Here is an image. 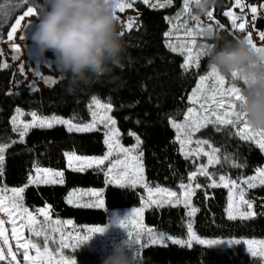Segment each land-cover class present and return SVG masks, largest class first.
Returning <instances> with one entry per match:
<instances>
[{
  "label": "trees",
  "instance_id": "obj_1",
  "mask_svg": "<svg viewBox=\"0 0 264 264\" xmlns=\"http://www.w3.org/2000/svg\"><path fill=\"white\" fill-rule=\"evenodd\" d=\"M3 2L4 0H0V3ZM181 2L182 0H173L171 6L153 8L137 1L138 23L131 30H125L123 35L125 51L122 67H114L109 75L91 86H81L74 95L66 92L67 80L62 78L54 63L51 68L40 65V72L43 76L55 78L56 83H52L49 88L35 90L22 86L11 91L14 67L9 65L7 68H0V142H10L16 136V132L12 130L11 116L17 106L34 109L41 114L57 113L84 120L88 117V102L96 95L113 105L112 113L123 138L127 137L130 130L140 136L147 183L177 187L187 179L192 166L179 151L175 130L170 125L169 118L176 119L182 115L187 105V93L198 73L194 68L185 72L181 68L182 56L166 46L168 16ZM232 5L233 0H218L213 9L219 36L229 40L244 38V33L233 29L230 18L224 15L225 9ZM27 6H35L36 14L40 17L46 0H31V4ZM27 6L17 7L13 16L0 22V43L7 38L14 16L26 10ZM233 8L242 16L243 12L239 7L234 5ZM254 25L263 30L264 17H257ZM211 42L213 45L218 43L216 35L211 38ZM20 76L17 73L16 79L19 80ZM220 128V131L210 128L200 131V134L208 136L221 150L220 169L248 172L264 161V153L255 143L241 140L238 135L233 134L236 130L231 126ZM67 151L102 154L105 151L103 132H70L62 125L31 128L24 143L17 142L6 149L0 185H22L27 181L28 172L33 165L61 168L63 184L28 185L23 192V200L30 208L48 203L53 215L72 219L76 223H103L107 219L108 209L139 203L143 187L106 184L105 174L100 167L88 168L83 172L73 171L65 164ZM225 152L236 157L243 167H231L224 163ZM75 186L104 187L105 208L67 204L65 195ZM249 196L255 202L254 218L230 220L225 213L227 191L224 187L205 185L196 189L192 202L199 211L193 217L194 230L200 235L212 237H264V186L251 189ZM186 217V209L182 205H154L144 212L146 224L163 228L171 234L185 231ZM66 254L75 257L76 264H101L102 254L85 245L66 250ZM140 261L143 264H261L258 257H253L245 250L243 243L226 248L194 244L191 249L172 243H167L166 246L152 244L143 247Z\"/></svg>",
  "mask_w": 264,
  "mask_h": 264
},
{
  "label": "snow or ice",
  "instance_id": "obj_2",
  "mask_svg": "<svg viewBox=\"0 0 264 264\" xmlns=\"http://www.w3.org/2000/svg\"><path fill=\"white\" fill-rule=\"evenodd\" d=\"M135 0H119L118 12H124L125 8H131ZM143 2L149 7L164 8L171 6L173 0H156V3H150V0H143ZM190 0H184V10L187 12ZM31 0H4L0 3V22L5 18L14 15V10L17 7L23 8L30 5ZM236 7H240L243 10L245 5L243 0H236ZM253 14V20L256 19V13L258 11L257 6L247 5ZM261 9H264V4L260 5ZM37 13L35 6H27L26 10L22 11L19 15L14 16V22L10 26V30L7 33V39L9 41L14 40L15 33L20 30L22 23L27 17H31ZM225 16L230 18L233 29H238L240 32L245 31V22L237 23L238 20L243 21L242 16H236L232 11H226ZM212 18V11L207 15ZM120 21V17L118 16ZM171 22V21H170ZM196 27H188L183 25L185 35L187 37H194L198 32L201 35H207L209 32H213L211 25L205 27L201 25L196 18ZM133 26V18H129L126 26L121 30V35H124L125 30H131ZM25 27H31L29 22ZM181 25H174V29L179 31ZM223 28V25H220ZM165 36H172V32L165 33ZM26 34L22 35L20 39H25ZM247 38L249 44L259 53L264 54V46L258 47L252 39V34L248 33ZM259 38L264 41V32L259 33ZM179 43L168 42L167 47L170 51L178 53L183 59L181 68L186 72L190 68H199L200 59L202 56H207V45H202L199 48L196 47V40L189 39L182 41L177 38ZM14 52L18 53L20 46L18 44L11 45ZM17 58V57H14ZM9 65L6 63L0 64V68H7ZM52 67V65H48ZM21 72H23V66L21 65ZM246 82L242 80L238 73H232L230 75L222 74L215 67L210 66V72L207 75H201L196 87L192 90L191 96H189V102L198 107H189L187 114L184 116L183 122H177L176 120L169 118L170 125L176 130V141L180 144V151L184 155L185 159L190 157H196L197 159L203 155L207 157L206 164L198 165L196 171L189 173L188 183L183 181L179 184L180 194L176 191H172L168 188L156 186L150 187L144 180L143 176V164H142V151H139L142 143L141 138L135 132H129L130 136L135 138V145L130 148L123 146L119 141V130L115 127L116 121L111 116L100 117L97 119V113L92 112V121L90 123H73L72 120H66L59 117L42 118L38 117L36 112H32V121L24 122L19 120L20 116L24 113L17 108L16 114L11 118L12 130L19 135L18 141H10L9 143L0 142V175H2V165L5 160V151L14 143H24L25 137L29 130L33 127H47L51 128L54 124L67 125L68 131L76 132H88L95 131L97 124H103L105 131V144L108 147V151L102 157H79L75 153H65L69 159V167H72L71 161L76 160L79 162L78 167H73V171L83 172L88 168L104 165L108 162L106 169V176L108 177L107 183L117 184L120 187L129 186L135 188L137 186L143 187L148 192L147 200L144 201L145 207L156 205L162 207L165 204L173 207L182 205L188 209L187 224H186V239L174 238L171 235L166 236L163 232H154L153 229L146 226H142L139 222V216L144 211V207L133 209L123 219H118L117 223L120 228L126 231V235L131 245L132 254L134 259L138 262L140 257V249L146 247L147 244H160L166 246V241H171L174 245L186 246L191 249L194 244L206 245L211 248L218 245H236L246 243L248 245V251L253 257L259 256L264 259V241H241L239 239H205L201 238L194 230L193 217L199 211L191 203V197L195 195V190L202 188L199 183H193L196 180L197 175L207 177L211 183L208 187H224L229 189L228 207L226 209L228 219L234 220L252 219L256 215L254 211V201L246 199V189H253L258 186H264V167H258L255 169V175L244 178L237 182L231 179L227 175H219L217 180V174L208 171L210 166L220 165L222 158L220 155V149L212 147L208 140H195L192 136L194 132L199 131L201 128L211 124L217 126L216 130L220 131L219 126H231L237 129L234 135H238L241 140H252L256 146L264 152V129L252 128L247 119L245 113L242 111L240 102L243 100L244 89L239 84ZM227 82V86H226ZM52 83H56L53 80ZM95 106L96 108H102L107 112H110L113 108L111 103H102L97 97L93 96L89 107ZM195 143L196 147L193 149L189 147ZM204 146H208L209 151L205 150ZM187 149V150H186ZM113 157H115L113 159ZM224 163H228L231 167H243L239 163L236 157L227 152L223 155ZM63 184V172L53 171L51 169H42L40 167L35 168V175H30L28 178V185L32 184ZM26 185V186H28ZM25 186V187H26ZM246 186V188H245ZM25 187L13 188L10 190L11 195L5 196L4 192L8 190H0V213H3L8 218V223L11 225V239L15 241V249L9 243V236L6 235L7 229L5 228V220L0 218V264H20L17 260L18 255H22L24 258V264H76L75 260L67 259L62 250L75 249L81 244H86L93 237V234L102 233L105 231V227H91L87 229V235H73L72 233H65L59 227H52V225H60L61 221L52 220L50 216V205H46L44 208L36 209L35 212H30L21 203L22 193L25 191ZM207 196V193L205 194ZM84 196L95 197L96 199L90 203H80V200ZM238 196L239 204L245 207V211H241L234 214V207L236 205V198ZM67 203L74 204L82 207H96L103 208L104 201L101 199V193L95 190H73L68 194ZM43 217V224L37 218ZM19 222V224H18ZM68 223H71L70 221ZM26 228L29 232V238L21 240L19 229ZM57 236L59 239H57ZM142 238L146 243L142 244ZM56 245V255H53L49 245ZM253 245H256L254 248ZM30 252H34V256L30 255ZM58 257V258H57Z\"/></svg>",
  "mask_w": 264,
  "mask_h": 264
},
{
  "label": "rangeland",
  "instance_id": "obj_3",
  "mask_svg": "<svg viewBox=\"0 0 264 264\" xmlns=\"http://www.w3.org/2000/svg\"><path fill=\"white\" fill-rule=\"evenodd\" d=\"M137 1H142L143 2V0H135V2L133 3V6L131 8H125L124 12H118V16L120 17L119 23H120L121 30L126 26V24L128 23L129 18H133V26L132 27H135L136 24L138 23L137 16L139 15V11L137 10L136 5H135V3ZM150 3H156V0H150ZM235 4H236V0H233V5L228 7V8H226L225 12L230 10V11H232L234 13V15L239 16V14L233 8ZM243 4L245 5V7H243V10H241L243 12V14H242L243 21L239 20V21H237V23L245 22V31L243 32L244 33V37L248 33H251L253 42L258 47L264 46V41H261L260 38H259V33L260 32H264V29L263 30H259V29H257L255 27V25H254L255 20H253V14L251 13L250 9L247 7V5H255V6H257L258 11L256 13V18L257 17H264V9L260 8V5L264 4V0H251V1L243 0ZM213 9H214V7H213ZM213 9L211 10L212 11V18H209L208 16H199V17H197V16L193 15V10H192V7H191V3H189L187 12H185V10H184V0H182L181 4L179 6H177L174 9V11H172L169 14V16H168L169 27H168V29L166 30L165 33L172 32V36H170V37L169 36H165L166 44L168 42H170V41L179 43V41L177 39V38H179V40H182V41H187L189 39H195L197 48H199L202 45H207V46L213 45L212 42H211V38L213 36H215V34H218V30H219L218 27H217L216 21H215V19L213 17ZM196 18H198L199 23L201 25L205 26V27L211 25L212 28H213L214 35L210 37L208 35H201L198 32L194 37H187L185 35V30H184L183 25L186 24L188 27H196V28H198V25L196 24ZM38 19H39V16L37 14H35V15L31 16V17H27L25 19V21L22 23V26L20 27V30L17 31V33H15L14 40L9 41L6 38L2 43H0V54L2 56V64L6 63L7 65H12L14 67V73L12 75V79H11V83H10L11 91L16 90V89H18V88H20L22 86H26V87H28L31 90H35V89H38V88H49L52 85V81L55 80V78H53L51 76H47V75L43 76L41 74L40 65L43 64L46 67H48V65H52L53 62L50 59L49 60H42V58L38 54L37 49L35 48V46L33 45L32 41L30 39L31 33L34 30ZM29 22H31V27H25V25H27ZM174 25H181L179 31H176L174 29ZM25 34H26V38L25 39H20V37L22 35H25ZM14 43L18 44L20 46V50H19L18 53L14 52L12 47H11V45L14 44ZM48 56L51 57V53H48ZM14 57H17V58H14ZM183 59H182V63H183ZM21 65L23 66V72H21ZM193 68L198 70L197 77H196V80H195L194 84L192 85L191 89L187 93V105L184 108L182 115L179 118L174 119L177 122H183L184 121V116L187 114V109L189 107H198V105L191 104L189 102L188 98H189V96H191L192 90L196 87V85H197V83L199 81V77L201 75H207L210 72L209 58L207 56H202L201 59H200V67L199 68L193 67ZM17 73H20V75H21L20 76L21 78L19 80L16 79V74ZM226 86H227V82H226ZM239 86L242 89H245V87H246V85H244L242 81L240 82ZM93 96L97 97L96 95H93ZM92 97L90 98V100L88 102V117L85 118L84 120H77V119H75L73 117L64 116V115L57 114V113L41 114V113H38L34 109H25V108L20 107V106H17L15 108L11 118L16 114V109L19 108L24 113V115L20 116L18 119L21 120V121H24V122H31L32 121L31 113L32 112H36L38 117L49 118L50 119L51 117L55 116V117L63 118V119H66V120H72L73 123L80 124V123H90L92 121V119H93L92 112L95 111L97 113V119H99L100 117L111 116L116 121L115 127L119 130V141H120V143L123 146H125L127 148H130L133 145H135L136 141H135V138L133 136H130L128 134L127 137H125V138L122 137V131H121V129H120L118 123H117L116 117L112 113V110L110 112H107L104 109L96 108L95 106H92L91 108L89 107V105L91 104ZM98 99L102 103H110V102L103 101L100 98H98ZM54 125H62V124H54ZM62 126H64L67 129V125H62ZM12 127H13V125H12ZM219 127H223V126H219ZM206 128H210L212 130H216L217 126L209 124L206 127L201 128L199 131L194 132L193 136H192L193 141H195V140H208L212 147L218 148L216 145H214L211 142V140L209 139L208 136H206L204 134H200V131L203 130V129H206ZM97 129L101 130L103 132V141H104V145H105V151L102 154H80V153H77L75 151H67L66 153H75L79 157H86V158H93V157L98 158V157H102L103 155H105L106 152L108 151V147L105 144V139H106L105 131H106V129H105L104 125L100 124V123L97 124ZM235 130L237 132V129H235ZM130 131L131 132H135L133 130H130ZM74 132H76V131H74ZM135 133L138 135L137 132H135ZM175 137H176V130H175ZM18 140H19V135L16 132V136L14 138H12L11 141H18ZM250 141H252V140H250ZM3 143H9V142H3ZM189 147L194 149L196 147V145H195V143H193ZM204 147H205L206 151L210 150L208 148V146H204ZM139 151H141V149H139ZM179 151H180V144H179ZM180 153H181V151H180ZM262 153H264V152H262ZM114 158L115 157H113V159ZM188 160L190 161V164L192 166V171L191 172L196 171L198 165L207 163V157H205L203 155H201L198 159L196 157H190ZM65 164H66V167L69 168V169H72L73 167H78L79 166V162L78 161L72 160L71 161L72 167H69V159H68V157L66 155H65ZM142 164H143V162H142ZM107 165H108V162L106 161L104 165L100 166V169L104 172V174L106 173ZM37 166L42 168V169H51L53 171H62L63 172V169H61V168H55V167L44 166V165H33L32 168L28 172L27 181L25 183H23L22 185H18V186L0 185V190H8V191L4 192V195L7 197V196L11 195V192H10L11 189L25 187L26 185H28L29 176L30 175H33V176L35 175V168ZM258 167H264V161L261 162L260 164H258L257 166H255L253 170L248 171V172H230L229 170L220 169L219 165L210 166L208 171L211 172V173H216L217 174V180H218V176L223 174V175H227L231 179L236 180L237 182H239L240 180H242L244 178H247V177L255 175V169L258 168ZM143 176H144L145 182L147 183V180H146V177H145L144 165H143ZM107 179H108V177L105 174V182L107 181ZM183 182L185 184H187L189 182L188 181V177ZM195 183H199L202 186H205V185L208 186L211 183V181L207 177H204L202 175H197L196 180L193 183V186L195 185ZM40 184H44V183H40ZM106 184H109V183L106 182ZM179 184L175 188L167 187V186H164V185H149V184L148 185L150 187H153V188L156 187V186L168 188V189H170L172 191H176L178 194H180L181 190L179 188ZM112 185H117V184L113 183ZM245 188H246V186H245ZM225 189L227 191V201H226V206H225V213L227 215L226 209L228 207L229 189H227V188H225ZM73 190H95V191L100 192L101 193V199H103V201H104V207L103 208H105L104 187H94V186H75V187H72V188H70L67 191V193L65 195V202L66 203H67L68 194L70 192H72ZM250 191H251V189H246V196H245L246 199H251L250 196H249ZM147 197H148V192L146 191V189H144V191L142 193V196L140 197L139 203H137L135 205H131V206L115 207V208L108 209L107 219L103 223H92V224L76 223L72 219H66V218H62L60 216L53 215L51 213V211H50V216H51L52 220L61 221L60 225H52V227H59L65 233H72L73 235H77L78 234L80 236L87 235L88 234L87 233V229L91 228V227H105V228H107V230H108L107 236H102L101 233H96V234H93L92 239L90 241H88L86 244H81V245H85V246H87L89 248L96 249L103 255L105 250L108 247L110 238L126 235V231L124 229L116 227L117 220L118 219H123L133 209L144 207V211L139 216V222H140V224L142 226H146L148 228H151V229H153L154 232H157V233L163 232L166 236L171 235L174 238L186 239V224H187V219H188L187 217H186V221H185V231L182 232V233H179V234H171V233L167 232L166 230H164L163 228L152 227V226H150V225L145 223V221H144V212H145V210L147 208H149V207H145L144 206V201L147 200ZM192 197H191V203L194 206V204L192 202ZM95 199H96L95 197L84 196L80 200V203L81 204L90 203V202H93ZM21 203L30 212H35L36 209L44 208L46 205H49L48 203H45L44 205H41V206H38V207H35V208H30L29 206L25 205V203H24L23 193H22ZM67 204H69V203H67ZM69 205L76 206L74 204H69ZM152 206H154V205H152ZM245 210H246L245 207L243 205L239 204V200H238V196H237L236 205L234 207V214L238 215L239 212L245 211ZM187 211H188V209H186V213H187ZM0 218H3L5 220V228L7 229L6 235L9 236V243L15 249V241L11 239V225H10V223L7 222L8 218L3 213H0ZM37 218L43 224V217L42 216H38ZM69 221L71 223H68ZM18 224H19V222H18ZM19 234H20L21 240L28 239L29 235H30L26 228H20L19 229ZM198 235L201 236V238H205V239H223V240L239 239L241 241L252 240V241H256V242L264 241V237H212V236H205V235H200V234H198ZM57 239H59L58 236H57ZM141 243L144 244V243H146V241L142 238ZM167 243H171V241H166V244ZM81 245H79V246H81ZM147 245H152V244H147ZM236 245H238V244H236ZM243 245H244L245 250L248 253H250L248 251V245L246 243H243ZM232 246H235V245H232ZM49 247H50V250L52 251L53 255H56V245H51L50 244ZM213 247L226 248V247H230V246L229 245H218V246H213ZM253 247L255 248L256 245H253ZM142 249L143 248L140 249V257H141ZM66 250H72V248L65 249V250H62V251H63L64 256L67 259L75 260V257L69 256V255L66 254ZM29 254L33 255V256L35 255L34 252H30ZM140 257H139V260H138L137 264H143L140 261ZM257 257L259 258L261 264H264V259H261L259 256H257ZM17 260L20 262V264H24V258H23L22 255H18L17 256Z\"/></svg>",
  "mask_w": 264,
  "mask_h": 264
},
{
  "label": "clouds",
  "instance_id": "obj_4",
  "mask_svg": "<svg viewBox=\"0 0 264 264\" xmlns=\"http://www.w3.org/2000/svg\"><path fill=\"white\" fill-rule=\"evenodd\" d=\"M119 0H46L30 39L42 60H51L74 95L122 67L125 51L118 20ZM193 15L207 16L218 0H190ZM213 36V32L207 33ZM218 43L206 49L210 66L222 74L238 73L246 82L240 102L249 125L264 129V54L247 38L215 34ZM219 41H222L220 43ZM51 53V57L48 56ZM120 228L119 224H116ZM107 228L101 233L107 236ZM101 264H137L127 235L110 238Z\"/></svg>",
  "mask_w": 264,
  "mask_h": 264
}]
</instances>
